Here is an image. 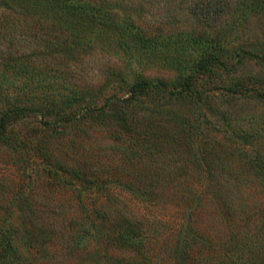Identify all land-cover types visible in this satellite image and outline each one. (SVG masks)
Listing matches in <instances>:
<instances>
[{
    "label": "trees",
    "instance_id": "16d2710c",
    "mask_svg": "<svg viewBox=\"0 0 264 264\" xmlns=\"http://www.w3.org/2000/svg\"><path fill=\"white\" fill-rule=\"evenodd\" d=\"M183 2L189 26L172 33L165 27L170 19L146 18L152 14L142 0H0V264H14L19 253L16 219L28 220L30 227L37 214L59 215L51 202L37 199L40 191L72 194L82 201L85 190L92 200L111 186L91 157L64 141L70 134L80 136L91 127L111 133L119 128L116 134L128 135L138 160L145 162L171 147V159L161 157L157 171L147 172L163 183V205L170 195H184L182 175L199 179L203 170L210 175L207 146L200 141L203 131L227 122L226 113H237V106L254 99L264 103L263 76L242 75L240 70L244 60L264 64V0ZM253 19L257 27L250 26ZM29 33L34 42L25 48L18 37ZM234 33L238 40L245 39L230 51ZM107 48L124 58V66L98 82L92 94L58 88L68 72L67 54L82 57ZM137 64L165 73L151 76ZM31 118L36 124L29 125ZM190 156L194 167L187 163ZM8 174L14 178L7 180ZM27 184L36 187L34 192H25ZM198 184V197L206 195L204 188L210 185ZM211 187L209 194L218 200L220 191ZM181 218L176 217L174 225L163 217L156 221L161 233H178L173 252L180 251L179 258L187 253V236L181 233L190 232ZM37 224L44 228L43 221ZM85 227L81 233H102L98 225ZM98 250L92 254L101 255ZM120 252L113 264H133L125 250ZM67 253L71 255V247Z\"/></svg>",
    "mask_w": 264,
    "mask_h": 264
},
{
    "label": "rangeland",
    "instance_id": "374dc122",
    "mask_svg": "<svg viewBox=\"0 0 264 264\" xmlns=\"http://www.w3.org/2000/svg\"><path fill=\"white\" fill-rule=\"evenodd\" d=\"M137 1L133 0V4ZM179 1L142 0L148 15L152 14L146 18L163 22L170 19L171 24L165 27L168 26L172 33L186 29L189 20L184 18L185 2ZM250 26L257 27L254 19ZM229 38L230 51L245 39L238 40L235 33ZM18 40L24 42L25 48L34 42L31 33L19 36ZM16 42L14 39L18 44ZM66 56L68 72L62 82L63 77L60 78L58 86L63 93L76 88L90 95L98 82H104L111 77V71L124 66V58L111 49H97L82 57L71 53ZM135 67L151 76L165 73L156 67L145 68L143 64ZM240 70L242 75L261 74L264 81L263 63L244 60ZM211 100L224 106L217 102L219 98ZM235 110L239 111L226 113L227 122L209 125L200 136V141L207 146L204 157L205 162L210 163V175L205 170L199 179L182 175L184 195H170L164 198L163 205H159L163 183L149 178L147 172L157 171L161 157L171 159V147L165 146L153 157V162H145V159L138 160V152L130 144L128 135L116 134L119 128L111 133L91 127L80 136L70 134L64 141L73 145L78 154L91 157L99 169L98 174L111 186L99 190L93 199L90 196L92 200L85 190L82 201L72 198V194L51 196L40 191L37 199L42 200L41 203L51 202L59 215L51 218L45 212L37 214L30 227L28 220H15L20 231L16 233L19 253L14 257V264H113L116 263L114 256L123 253L122 250L133 264H264V103L254 99ZM217 118L220 121L221 118ZM28 123L32 125L36 121L31 118ZM71 130L75 132L74 127ZM256 141L258 144L254 147ZM250 149L251 154L248 153ZM151 151L156 152V149ZM193 158L187 159L190 167L195 166ZM5 177L7 180L14 178L12 174ZM201 181L210 188H204L206 195L202 193L199 198L197 189ZM211 186L220 191L218 200L209 194V190H213ZM32 188L36 187L27 184L23 189L34 192ZM207 196L211 198L206 199ZM160 217L172 225L176 217H182L181 223L188 228L185 231H190L181 233L187 236V242L183 243L187 253L180 256L181 259L176 257L180 251L173 252L178 233H161L156 223ZM40 221L45 223L44 228L37 224ZM83 224L85 228L98 225L102 233H81ZM121 229L124 233H118ZM117 236L120 241L116 240ZM97 249L101 255L92 254ZM160 249L162 254L156 255Z\"/></svg>",
    "mask_w": 264,
    "mask_h": 264
}]
</instances>
